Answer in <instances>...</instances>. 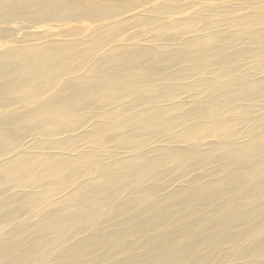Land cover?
<instances>
[{"label":"bare ground","instance_id":"bare-ground-1","mask_svg":"<svg viewBox=\"0 0 264 264\" xmlns=\"http://www.w3.org/2000/svg\"><path fill=\"white\" fill-rule=\"evenodd\" d=\"M50 20L64 22L51 41L28 40ZM54 89L85 112L72 129L128 107L143 125L25 161L33 142L13 126H51ZM227 111L241 123L220 140L175 143L230 124ZM110 143L113 165L96 153ZM58 168L61 198L41 186ZM0 173V264H264V0H0Z\"/></svg>","mask_w":264,"mask_h":264},{"label":"rangeland","instance_id":"rangeland-1","mask_svg":"<svg viewBox=\"0 0 264 264\" xmlns=\"http://www.w3.org/2000/svg\"><path fill=\"white\" fill-rule=\"evenodd\" d=\"M42 0H32V2H39ZM70 2H74L76 3L78 0H68ZM81 4L87 5L88 2L87 1H83V2H79ZM86 22H93L94 20H85ZM64 22H60L58 20H50L44 23H40V24H36L33 27L29 28L27 30V32H31L33 34H31L30 36H28V40H34V42H43V41H51L53 37L49 36L48 34H45L44 29L47 28H51V27H60ZM43 26V28L41 27ZM141 27H138L136 29H140ZM61 30H55V32H60ZM67 31V29H66ZM22 32H25V30H23ZM153 35V31H151V29L148 28V30H146L145 32L142 33V40L140 41L141 44L147 43L150 40V36ZM13 35H10L9 37H12ZM38 36V37H37ZM49 36L47 39L41 40L43 37ZM238 41V39H237ZM248 40H242V41H238V43H245ZM109 51H107L108 55H111L113 58L117 59V54L120 53V49L118 48H114V49H108ZM233 57H235L236 55H232ZM90 68V73L96 75L98 74L100 71L99 69L91 66ZM77 70L76 73H74L73 75L79 73ZM83 73H80V75H82ZM97 76V75H96ZM61 84V83H59ZM57 95V91L56 89H54V91L48 93V97L49 99H52L53 103L55 104V107H53L52 109V114L51 117L53 119L51 126L45 128L44 130L41 131V133H37V134H30L28 131V127L32 124V122L30 123V121L28 120L27 122L24 123L25 120L19 121L16 124H14L13 128L15 130L18 131H25V136H26V141H30V143H32L30 145V143L28 145H30L31 147L27 150V152L24 154V160L25 161H30L32 160V158L36 157V159H39L40 157V147L44 146L45 148H48L47 153L51 154L53 157H63L64 156H69V155H74L72 152L77 149L79 147H87L85 151H88L92 148V144L91 141L93 139H97V138H101V137H106V136H110V135H118L119 133H125L128 131H133L136 129H139L142 127V123L138 120H136L135 118H133L134 115V111L133 108H129L126 111V116L122 117L121 113L118 111H114L109 115H97L96 117H92L91 119H89V121L87 120L88 124L90 125H85L82 127H78L75 129H72V125L76 122V120L82 116V114L84 115V111L82 112H74L68 108L63 107V104L61 103V101L59 102V100H57V98H55V96ZM54 98V99H53ZM34 106V105H32ZM31 106V107H32ZM37 107V106H36ZM20 109H15L14 113L19 115L20 114ZM237 115V116H236ZM234 116H235V121H234ZM47 118L50 119L49 115L45 116ZM224 117V118H223ZM229 117H231L229 119V121H231L230 124L226 125V126H222L220 127L217 131L213 132L210 128H204L202 130H199L198 132H192V133H184L183 135H181L180 138L175 139V143L179 144V145H186V146H190V147H195L198 146L200 144H204L206 142H209L213 139L219 138L220 136L226 134L228 131H232V130H236L241 123V114L237 111H227V112H223L220 115L221 119H228ZM238 118V119H236ZM125 119H129V121L127 122V124L122 127L121 123L125 120ZM233 119V120H232ZM175 121H179V120H185V118L181 115H177L174 117ZM86 122V123H87ZM239 123V124H238ZM208 126V125H207ZM221 131V132H220ZM88 132V134H92L93 138H89L88 140L85 141V144L80 145V143H77L76 145H74L72 148H63L60 149L58 148L59 146H57L54 142L55 140L62 142L64 140L67 139H77L78 137H81L82 134H86ZM24 136V137H25ZM56 138V139H55ZM220 140V138H219ZM94 150V147L91 149ZM117 150L116 145L113 144H108L106 145L104 148L101 147H97L96 149V153L100 154L103 156V162L105 163H109V164H115L117 162V159L113 158V153ZM84 152V151H83ZM117 152V151H116ZM80 154V153H79ZM56 155V156H55ZM78 155V154H76ZM40 159H45L43 157H41ZM92 167V165H88V164H82L80 165L78 168L80 170H89ZM43 167H40L39 171L42 170ZM60 171V172H58ZM56 172H58L55 177L54 180L52 179H48L47 181L43 182V184H41L42 187H44L47 191H49V193L56 195V198H61L63 197V195L67 192V190L70 188L71 183L69 181L66 180V176L67 173L69 172V168H65V169H57ZM6 175L0 173V178H4ZM31 183L28 182V185H30ZM25 192H34V190H36V188L34 186H29L26 187ZM4 194V195H3ZM2 196H0V199H6L10 195L9 193H3ZM42 212H36L33 214H37V215H41ZM1 225V224H0Z\"/></svg>","mask_w":264,"mask_h":264}]
</instances>
